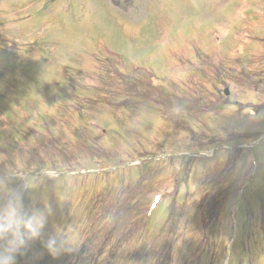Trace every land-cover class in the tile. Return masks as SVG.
<instances>
[{"label": "rangeland", "instance_id": "1", "mask_svg": "<svg viewBox=\"0 0 264 264\" xmlns=\"http://www.w3.org/2000/svg\"><path fill=\"white\" fill-rule=\"evenodd\" d=\"M1 2L0 111H7L8 118L14 122L12 129L23 133L18 138L17 132L12 130L6 133V129L3 135L0 134V174L16 167L24 169L27 163L32 166L33 161L40 160V164L44 165L35 167L26 177L15 179L18 180L15 188L22 191L26 206L44 207L47 204L52 209L42 237L30 242L28 248L17 255L16 264H264V252L259 260L251 255V250L256 247L253 244L256 236L254 230L260 227L261 220V202L256 198L264 190V141L252 150L258 167L251 171L246 180L250 182L255 179L251 202L253 217H250L245 236L239 237L237 245L232 247L233 255L226 261L225 257L229 255L227 246L233 233L230 230L231 209L228 208L232 199L213 211L214 216L209 224L211 228L207 234L209 237L205 240L206 234L202 230L208 221L202 220L205 213L202 208L203 205L206 207L210 198L191 197L192 191L182 186L177 200L165 199L162 205H167V211L163 212L160 204L152 220L143 217V213L153 206L151 202L154 200L150 199L149 194L142 196L144 186L151 181L150 186L154 187L156 185L152 181H157L150 171H146L149 165L153 167V164H148L149 161L141 166L143 174L137 178L135 169L129 166L126 170L132 171L129 182H125L128 178H121L126 176V171L114 169L111 172L104 171V175H101V171L96 174L90 172L88 179H85L83 174L70 175L66 169L55 166V162L63 163L72 166L69 169L71 171L101 168L109 165L101 156L102 152L109 151L119 157L118 160L127 161H132L133 154L140 155L145 151L162 153L171 148L174 130L162 124L159 117L150 118L143 110L137 114L138 118L133 115L132 119L121 116L118 120L111 111L96 110L89 116L98 121L99 130L93 131L87 118L78 119L72 128L78 130L79 135L72 140L73 144L65 147L63 144L66 139H54L51 134L40 131L42 116L53 121L77 117L71 109H67L66 102L53 103L73 98L75 91L70 79L82 78L77 71H90L89 60L96 64L92 71L86 72L87 77L92 76L94 79L91 81L95 88L93 95L107 94L111 100L120 99L112 95L132 82L137 84L138 91L145 84L164 87L167 83H174L159 75L156 77L157 74L172 79L179 72L175 77L177 83L184 72L189 71V76L190 70L194 68L187 63L188 59L198 55L199 60H194L198 65L200 61L210 58L206 53L227 63L220 68L222 73H241L244 69L250 79H264V0ZM108 51H113L114 55L106 54ZM217 53L218 56L214 57ZM183 62L187 63L185 68ZM135 63L143 66L132 65ZM223 84L229 85L234 96L242 101H256L263 96L253 87L249 91L243 90L228 79H220L214 85L207 84V87L212 92L223 88ZM81 85L79 89L85 90L82 82ZM173 87L177 92L179 87ZM65 89L69 92L64 93ZM217 94L223 98V93ZM12 100L18 104L16 109L13 108ZM53 105L56 110L51 109ZM69 105L72 107L71 103ZM234 109L233 105H227V110L223 111ZM16 112L15 123L12 118H15ZM24 113L28 116L25 122ZM144 115L142 121H137ZM17 123H23L19 129ZM27 125L32 127L26 129ZM248 125L264 132V111L258 118L250 119ZM46 128L49 131L53 128L61 135L67 133V127L62 124L55 127L49 123ZM219 136L231 137L224 134ZM88 137L100 143L99 148L94 147L100 155L90 156L91 161L84 156V152L90 149L87 147L90 143ZM69 157L81 160L79 167L66 159ZM9 160L11 166L8 167ZM158 163L156 168L164 171L165 162ZM235 165L233 161L228 163V167L234 166L232 172L235 171ZM50 170L59 174L55 175ZM223 173L222 176L217 173L218 176L213 179L203 174L198 181L208 184L207 181L211 180L212 190L219 191L218 186L222 188L223 184L216 182H220L223 177H231L230 170L229 173ZM169 176L172 177L171 172L164 174L162 181H158L163 187L157 189V185L151 191L163 192L164 185H167L165 180H169ZM15 180H10L9 186ZM82 180L90 187L87 194ZM28 184L31 186H26ZM167 186L169 190L172 188V185ZM198 186L201 191V185ZM80 208L81 213L78 214L76 211ZM167 213L169 219L162 231L155 232ZM57 232H66L76 246L53 257L42 241ZM247 253L248 258H241V254Z\"/></svg>", "mask_w": 264, "mask_h": 264}, {"label": "clouds", "instance_id": "2", "mask_svg": "<svg viewBox=\"0 0 264 264\" xmlns=\"http://www.w3.org/2000/svg\"><path fill=\"white\" fill-rule=\"evenodd\" d=\"M19 169H10L8 177H0V264H16L17 255L42 237L52 214L47 204L26 206L22 191L9 186L11 176L18 175ZM42 243L53 257L76 246L66 232L49 235Z\"/></svg>", "mask_w": 264, "mask_h": 264}]
</instances>
